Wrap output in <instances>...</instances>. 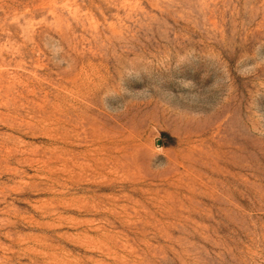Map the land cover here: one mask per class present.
Returning a JSON list of instances; mask_svg holds the SVG:
<instances>
[{
  "label": "rangeland",
  "instance_id": "374dc122",
  "mask_svg": "<svg viewBox=\"0 0 264 264\" xmlns=\"http://www.w3.org/2000/svg\"><path fill=\"white\" fill-rule=\"evenodd\" d=\"M0 264H264V0H0Z\"/></svg>",
  "mask_w": 264,
  "mask_h": 264
}]
</instances>
